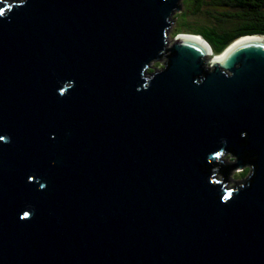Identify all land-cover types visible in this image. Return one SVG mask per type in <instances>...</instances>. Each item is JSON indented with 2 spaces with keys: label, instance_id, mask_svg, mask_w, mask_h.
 Returning <instances> with one entry per match:
<instances>
[{
  "label": "water",
  "instance_id": "obj_1",
  "mask_svg": "<svg viewBox=\"0 0 264 264\" xmlns=\"http://www.w3.org/2000/svg\"><path fill=\"white\" fill-rule=\"evenodd\" d=\"M179 1L0 0V264H264V39Z\"/></svg>",
  "mask_w": 264,
  "mask_h": 264
},
{
  "label": "trees",
  "instance_id": "obj_2",
  "mask_svg": "<svg viewBox=\"0 0 264 264\" xmlns=\"http://www.w3.org/2000/svg\"><path fill=\"white\" fill-rule=\"evenodd\" d=\"M200 1H204V3L200 5ZM225 2L226 0H180V9L176 10L170 19L175 29L171 36L176 37L181 33L201 35L210 45L213 54H218L240 36L264 34V5L255 16L246 15L241 20H238L237 17L229 20V12L208 6L211 3L214 6L222 7ZM262 3L264 4V0ZM158 60L163 61V55L155 61ZM147 71L151 72L150 69ZM235 179L236 181H233ZM245 180L246 169L241 170L238 174H231V182L242 183Z\"/></svg>",
  "mask_w": 264,
  "mask_h": 264
},
{
  "label": "flooded vegetation",
  "instance_id": "obj_3",
  "mask_svg": "<svg viewBox=\"0 0 264 264\" xmlns=\"http://www.w3.org/2000/svg\"><path fill=\"white\" fill-rule=\"evenodd\" d=\"M225 1V0H223ZM204 1H200L202 5ZM262 0H226L224 6H214L209 3V7L218 8L220 11L229 12L228 19L237 17L238 20L243 19L246 15L255 16L263 8ZM204 7H208L203 5ZM208 7V8H209ZM180 9V8H179Z\"/></svg>",
  "mask_w": 264,
  "mask_h": 264
},
{
  "label": "rangeland",
  "instance_id": "obj_4",
  "mask_svg": "<svg viewBox=\"0 0 264 264\" xmlns=\"http://www.w3.org/2000/svg\"><path fill=\"white\" fill-rule=\"evenodd\" d=\"M176 26V25H175ZM174 24H171V27L169 28V33H168V36H167V41H168V44L170 45L171 43H172V39H173V37H175V36H171V34L174 32ZM182 34H185V33H181V35ZM236 39H238V38H236ZM235 39V40H236ZM235 40H233L229 45H231ZM228 45V46H229ZM227 46V47H228ZM226 47V48H227ZM214 52L212 51V52H209V54L207 55V57H212L214 54H213ZM219 54H216V56H218ZM215 56V55H214ZM215 56V57H216ZM219 58V57H218ZM212 58H209L208 59V61L209 60H211ZM159 62H161V63H159ZM159 63V64H158ZM157 64H158V66H157ZM163 65V61L162 60H158V61H154V64H150L149 65V67H148V69H150L151 71H153L154 69H157V68H160L161 66ZM238 173H240V171L239 172H236L235 174H238ZM235 178V177H234ZM233 181H236V179L235 180H233Z\"/></svg>",
  "mask_w": 264,
  "mask_h": 264
},
{
  "label": "bare ground",
  "instance_id": "obj_5",
  "mask_svg": "<svg viewBox=\"0 0 264 264\" xmlns=\"http://www.w3.org/2000/svg\"><path fill=\"white\" fill-rule=\"evenodd\" d=\"M182 37H190V38H193L194 40L199 41V42L202 40L199 36H182ZM250 39H264V37L263 36H243V37H240V38L236 39L231 45H229V47L224 52H222L219 56H216L215 59L221 60L224 53L229 51L232 47H234L238 43H241L243 41H247Z\"/></svg>",
  "mask_w": 264,
  "mask_h": 264
},
{
  "label": "snow or ice",
  "instance_id": "obj_6",
  "mask_svg": "<svg viewBox=\"0 0 264 264\" xmlns=\"http://www.w3.org/2000/svg\"><path fill=\"white\" fill-rule=\"evenodd\" d=\"M0 14H2V12H0ZM225 199H228V197L226 196Z\"/></svg>",
  "mask_w": 264,
  "mask_h": 264
}]
</instances>
